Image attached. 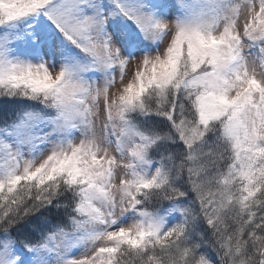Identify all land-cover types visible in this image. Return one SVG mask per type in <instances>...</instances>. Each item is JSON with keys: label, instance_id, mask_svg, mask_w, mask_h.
Segmentation results:
<instances>
[{"label": "snow or ice", "instance_id": "obj_1", "mask_svg": "<svg viewBox=\"0 0 264 264\" xmlns=\"http://www.w3.org/2000/svg\"><path fill=\"white\" fill-rule=\"evenodd\" d=\"M0 264H264V0H0Z\"/></svg>", "mask_w": 264, "mask_h": 264}]
</instances>
